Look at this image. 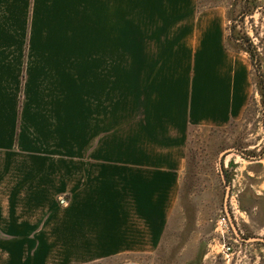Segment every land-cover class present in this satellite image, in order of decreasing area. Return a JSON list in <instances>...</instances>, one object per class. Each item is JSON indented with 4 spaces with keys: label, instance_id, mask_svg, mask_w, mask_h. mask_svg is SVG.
<instances>
[{
    "label": "crops",
    "instance_id": "crops-1",
    "mask_svg": "<svg viewBox=\"0 0 264 264\" xmlns=\"http://www.w3.org/2000/svg\"><path fill=\"white\" fill-rule=\"evenodd\" d=\"M0 6L1 28L140 30L138 69L126 68L122 104L108 69L92 92L90 132L83 91H69L75 100L68 110L62 83L30 91L26 111L11 125L14 147L28 157L11 186L0 169V225L54 227L59 240L76 247L104 243L98 257L111 255L118 242H159L178 199L189 131L231 122L250 96L249 62L228 46L225 10H199L198 0H0ZM21 14L28 19L20 26ZM2 128L0 115V148L10 149ZM62 194L67 208L58 203Z\"/></svg>",
    "mask_w": 264,
    "mask_h": 264
},
{
    "label": "rangeland",
    "instance_id": "rangeland-1",
    "mask_svg": "<svg viewBox=\"0 0 264 264\" xmlns=\"http://www.w3.org/2000/svg\"><path fill=\"white\" fill-rule=\"evenodd\" d=\"M3 6L0 115L2 133L11 138L12 147L0 148L5 155L0 169L11 186L18 163L28 157L14 147L11 125L19 110L26 111L34 86L48 91L62 83L63 110L74 103L70 90L83 91L84 131L90 132L92 92L102 88L108 69L114 75L110 87L114 81L116 105L122 104L126 68L128 73L138 69L140 30L1 28ZM215 7L227 14L229 48L249 62L250 96L243 114L231 122L189 131L178 199L162 239L118 242L113 255L98 257L94 255L104 253V243L76 247L75 242L59 240L54 227L0 225V264H264V242L246 240L264 239V0H198L199 10ZM27 19L17 17L20 26ZM233 32L240 39L232 38ZM244 37L249 40L242 43ZM249 46L256 50V63L246 50ZM21 115L24 130L27 117ZM58 203L69 207L67 194L59 195ZM51 237L56 240H44Z\"/></svg>",
    "mask_w": 264,
    "mask_h": 264
},
{
    "label": "trees",
    "instance_id": "trees-1",
    "mask_svg": "<svg viewBox=\"0 0 264 264\" xmlns=\"http://www.w3.org/2000/svg\"><path fill=\"white\" fill-rule=\"evenodd\" d=\"M232 38H234V39H236V40H238V39H240L239 37H237L236 36V34L233 32L232 33ZM249 39L247 38V37H244V39H243V42L242 43H244V41H248ZM248 49H246L250 54H251V57L253 58V61L256 63V57H257V53H256V50L253 48V47H247Z\"/></svg>",
    "mask_w": 264,
    "mask_h": 264
},
{
    "label": "water",
    "instance_id": "water-1",
    "mask_svg": "<svg viewBox=\"0 0 264 264\" xmlns=\"http://www.w3.org/2000/svg\"><path fill=\"white\" fill-rule=\"evenodd\" d=\"M231 150H232V149H229V150H227L226 152H229V151H231ZM226 152H224L223 155H224ZM231 224H232V227H233L235 233L240 237V235H239V233H238V231H237V229H236V227H235V225H234V222H233L232 220H231ZM246 240H247V241H263V242H264V239L259 238V237H252V238H249V239H246Z\"/></svg>",
    "mask_w": 264,
    "mask_h": 264
}]
</instances>
